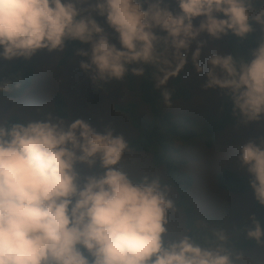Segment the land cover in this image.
I'll list each match as a JSON object with an SVG mask.
<instances>
[{
	"label": "clouds",
	"instance_id": "clouds-1",
	"mask_svg": "<svg viewBox=\"0 0 264 264\" xmlns=\"http://www.w3.org/2000/svg\"><path fill=\"white\" fill-rule=\"evenodd\" d=\"M175 5L174 11L165 0H0V59L28 60L40 50L63 51L77 42L87 46L75 51L83 58L79 67L97 86L155 68L166 107L172 93L164 86L190 63L205 89L227 91L241 123H264V39L249 59L218 47L203 56L208 41L201 39L231 34L244 40L254 24L264 31V4ZM128 148L111 129L101 133L84 119L50 113L0 126V264H233L219 247H201L188 235L165 242L174 209L167 185L158 177L136 182L121 170ZM238 162L264 206V134L239 146ZM250 219L247 236L259 243L264 227ZM214 235L225 240L221 232Z\"/></svg>",
	"mask_w": 264,
	"mask_h": 264
},
{
	"label": "rangeland",
	"instance_id": "rangeland-1",
	"mask_svg": "<svg viewBox=\"0 0 264 264\" xmlns=\"http://www.w3.org/2000/svg\"><path fill=\"white\" fill-rule=\"evenodd\" d=\"M165 2L169 3L174 11L176 10L175 0H165ZM258 4H264V0H258ZM96 18L104 26L111 42L119 46L116 34L107 26L104 19ZM255 27L264 36V31L260 26L255 24ZM201 39L208 41V45L203 49V56H207L210 49L214 47L229 54L226 36L221 40H214L207 35H202ZM62 53L63 51L48 52L45 49L38 51L27 60L31 62L33 68L32 85L21 98L0 104V126H4L6 119L14 113L27 120L46 119L49 113L56 117L53 107V97L56 93H62L66 97L68 103L66 121L84 119L98 132L104 133L106 129H111L113 135H122L125 140L135 133L133 120L129 114L120 113L118 107L134 109L145 121L151 119L150 107L141 100L139 82L142 77L134 76L136 85L133 88L130 87L126 77L120 81L111 80L97 86L89 78V74L80 69L79 61L83 59L82 57L74 56L72 61L64 67L59 64ZM20 59L22 58L11 61L0 59V78L8 72L11 65ZM180 75L183 85L191 93L190 101L171 99V107H166L163 103L161 106L162 109L170 110L176 116H189L198 122L193 128L200 138L192 145L185 147L178 140H174L175 147L182 149L181 157L187 162L185 170L195 178V185L190 194L196 219L195 227L206 232L221 230L225 239L228 240L235 236L233 229L236 230L238 226L252 223L250 217L255 216L258 220L257 201L251 188L241 194L225 191L218 185L216 175L225 170H232L250 181V174L239 166V146L249 139L264 134V123L245 125L239 118L215 135L212 148L206 147L208 131H206L205 120L213 116L221 117L226 90L205 89L203 87L205 79L195 73L190 63ZM175 79L176 77L170 78L164 86L170 93L173 91ZM155 89L160 93L163 90L157 88L156 84ZM118 167L136 182L145 176L158 177L162 180V183L167 185L166 196L174 203V209L169 210L165 242L188 235L190 229L186 230L184 226L188 220L186 208L177 206L179 197L176 190L169 187L171 185H169L167 172L163 166L154 163L147 153L126 151ZM80 168L84 172L90 171L83 165ZM232 261L233 264H264V242L247 251L235 253Z\"/></svg>",
	"mask_w": 264,
	"mask_h": 264
},
{
	"label": "trees",
	"instance_id": "trees-1",
	"mask_svg": "<svg viewBox=\"0 0 264 264\" xmlns=\"http://www.w3.org/2000/svg\"><path fill=\"white\" fill-rule=\"evenodd\" d=\"M253 27L254 31L244 40H240L231 34L226 36L229 53L237 51L246 59L250 58V50L257 46L261 39H264V36L257 31L255 24ZM80 47L82 45H79L77 42H69L63 50L59 64L64 67L67 66L75 56L76 49ZM155 71L156 69L152 66H146L145 75L139 82L141 100L150 107L152 114L149 121L141 119L134 109L128 110L123 107H118L120 113L129 114L133 120L132 123L135 133L126 140L129 143L127 152L147 153L152 157L154 163L165 168L169 185H171L169 187L174 188L179 197V204L177 206L186 208L188 220L184 226L186 230L190 229L188 236L201 247L215 249L219 247L232 260L235 253L247 251L250 248L260 245L264 240L258 243L255 239H250L247 236V230L252 227V223L238 226L236 230L233 229L232 231H234L233 234L235 236L223 241L218 240L214 235L215 232L223 233V231L215 230L213 232H206L195 227L194 206L190 198L191 190L195 185V178L185 170L187 162L181 157L182 149L175 147L174 140H178L185 147L192 145L200 138V135L193 128L198 122L189 116H176L170 110L162 109L161 104L163 102L161 93L156 91L155 80L152 75ZM125 77L129 80L130 87L133 88L136 85V78L132 75L131 71ZM22 79L23 81H21ZM32 81L33 68L30 61L28 62L22 58L11 65L8 72L0 78V88L4 89L0 91V104L8 100L21 98L24 92L31 87ZM172 90L171 99L190 101L191 93L183 85L181 75L174 80ZM67 104L64 94H55L53 97V107L55 108L57 117L63 119L68 118L66 112ZM222 108L223 112L221 117L213 116L205 120L206 131H208V140L206 139L205 145L208 148L213 147L217 133L239 119V116L232 111V102L227 91L223 97ZM16 121H27V119L14 113L6 119L5 124ZM216 180L218 185L229 193L241 194L251 188L249 180L246 177L232 170L217 173ZM162 185L165 184L162 183ZM256 207L259 212L258 221L264 227V206L257 202Z\"/></svg>",
	"mask_w": 264,
	"mask_h": 264
}]
</instances>
